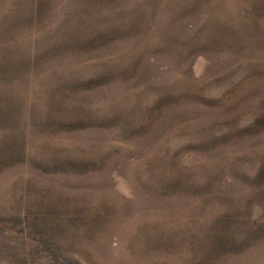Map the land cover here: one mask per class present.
<instances>
[{
  "label": "rangeland",
  "instance_id": "1",
  "mask_svg": "<svg viewBox=\"0 0 264 264\" xmlns=\"http://www.w3.org/2000/svg\"><path fill=\"white\" fill-rule=\"evenodd\" d=\"M0 264H264V0H0Z\"/></svg>",
  "mask_w": 264,
  "mask_h": 264
}]
</instances>
